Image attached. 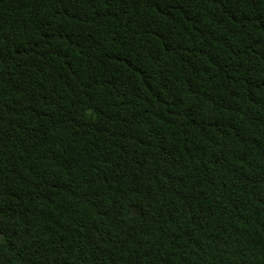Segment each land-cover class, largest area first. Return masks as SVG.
Here are the masks:
<instances>
[{
	"label": "trees",
	"instance_id": "obj_1",
	"mask_svg": "<svg viewBox=\"0 0 264 264\" xmlns=\"http://www.w3.org/2000/svg\"><path fill=\"white\" fill-rule=\"evenodd\" d=\"M0 264H264V0H0Z\"/></svg>",
	"mask_w": 264,
	"mask_h": 264
}]
</instances>
